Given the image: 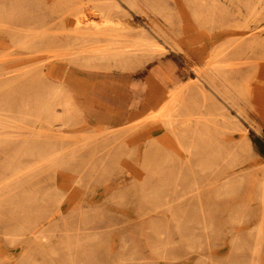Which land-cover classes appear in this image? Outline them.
I'll return each mask as SVG.
<instances>
[{
  "label": "rangeland",
  "instance_id": "rangeland-1",
  "mask_svg": "<svg viewBox=\"0 0 264 264\" xmlns=\"http://www.w3.org/2000/svg\"><path fill=\"white\" fill-rule=\"evenodd\" d=\"M86 1L80 8L71 0L28 7L23 34L13 28L12 39L4 41L11 48L6 59L14 60L4 77L40 81L43 99L26 96L24 107L14 111L0 106L1 118L7 113L23 127L0 130V206H11L1 199L31 198L37 191L41 206L46 189L75 191L57 195L55 203L103 225L85 231L67 264L86 259L87 236L101 244L124 234L129 239L116 240L107 264H264V0L123 1L106 16ZM116 45L126 54L108 56L106 49ZM189 52L196 56L192 68ZM160 59L172 62L176 77H169L168 92L154 99L152 89V105L125 122L104 120L108 112L91 99L89 74L136 76ZM211 67L223 72L212 74ZM71 69L77 83L64 79ZM198 72L208 83L188 105L186 91ZM2 87L0 82V92ZM17 139L39 145L38 159L4 147ZM230 139L236 144L227 149ZM65 155L62 166L49 163ZM44 178L51 180L48 186H35ZM74 195L82 201L70 204ZM7 213L0 228L9 219L21 226L0 232V257L29 264L35 245L21 242L38 230L43 234V227L27 222L35 211ZM121 214L127 223L114 224L111 218ZM66 220L61 218L62 227ZM67 231L66 237L82 232L81 225ZM71 246L66 243L61 253L70 255ZM117 251L124 252L122 260L115 261Z\"/></svg>",
  "mask_w": 264,
  "mask_h": 264
},
{
  "label": "bare ground",
  "instance_id": "bare-ground-1",
  "mask_svg": "<svg viewBox=\"0 0 264 264\" xmlns=\"http://www.w3.org/2000/svg\"><path fill=\"white\" fill-rule=\"evenodd\" d=\"M58 1L59 0H0V35H2V37L4 36V40L0 41V72H2L0 74V77H2V78H0V82L4 83V87H2L1 92H0V106H1V109H3V111H5V112L14 111L16 109H20V108L24 107L23 106V104H24L23 98L25 99L26 96L30 97V95H31L33 98L36 99V103L42 102L40 100L43 99V91H41L43 87L41 86L40 81H37V80L30 81L29 79H26V78L23 79L22 78L19 80V83H17V82H14L13 79L10 78L9 76L4 77V74L6 72H4L3 69H7L8 64L9 63L12 64L14 61V60L9 61L6 59L7 56L10 55V52L7 53V51H9L11 48L4 41H7L8 39L9 40L12 39L11 38V37H13L12 33L15 31L13 28H17L18 32L20 31L19 35L23 34V27L25 24H27V21L29 19V15L26 13L25 9H27L28 7H33V8L34 7L35 8L43 7V8H45V7H49L50 4H56ZM81 1L82 0H71V4L75 7L80 8V7H82ZM91 1H86V3L89 2L91 4V7H93V9L97 10L101 15L106 16V14L108 12H110L108 15L113 14V13H111V9L120 10L121 6L119 3L123 4V1L129 2V3L130 2L134 3L137 0H91ZM83 2H85V0H83ZM78 16H80V15H78ZM78 16H76V17L79 20L77 18L76 19L80 22L81 20H80V17H78ZM76 19H74V20H76ZM82 22H81V24H82ZM104 22H106V21H104ZM109 22H110V20L107 21L106 23L108 24ZM102 24H104V23H102ZM75 25L76 24L74 23V27L77 28ZM100 26H102V25H100ZM100 26H99V28H101ZM78 29H79V27H78ZM20 44H22V42ZM237 44H239V43H237ZM139 46H143V44H141ZM3 47H7L6 55H4V56H3V54H1ZM123 47L124 46H117V45L113 46L111 48L106 49L107 50L106 53L108 56L111 55V56H115V57L117 55H119V56L124 55V54H126L125 53L126 50H124ZM121 48H122L123 52L119 51ZM193 56H195L194 53H191V52L188 53V57H189L188 58V67H191L190 66L191 60L192 61L195 60L196 56L195 57H193ZM259 68L257 70H260ZM262 68H263V66H262ZM210 72L212 74H220L223 71L217 69L216 67H211ZM255 72H254V74H255ZM187 74H188V76L190 75L189 72H187ZM196 76H197L196 80H191V82H189L192 84V86L187 88V91H186V95H187L186 98L188 99V101H187L188 105H190V103L192 102V101L190 102L189 98L195 97V96H193L194 91H196L200 87L201 84H207L208 83L203 78V76L200 74V72H198ZM85 78L86 77H82L79 79L82 81V83H84V82H87V80H88V79L86 80ZM173 78H176V77L174 76ZM64 79L68 83L69 82L70 83L71 82L72 83L78 82L77 75L74 73V71L72 69L66 71ZM31 83L33 85L32 87H30ZM261 84H262V82H261ZM255 86H256V83H255ZM30 88H32L34 90V91H32V93H30V91H29ZM211 89L213 90V87H211ZM82 91H85V90L82 89ZM206 92H208V91H206ZM202 94H204V93L202 92L201 95ZM207 96H209V95H207ZM207 96H205V97H207ZM246 101H248V100H246ZM215 102H214V104H215ZM203 103H209V106H211L210 102H203ZM45 104H46V102H45ZM212 106H211V108H213ZM220 107H219V109H220ZM205 109H206V105H205L204 110ZM216 109H218V108L216 107ZM208 110H209V108H208ZM214 111H216V110H214ZM240 112H241V110H240ZM15 118L16 117L9 116V115H7V113H5V117H3V118L0 117V121H1L0 122V130L21 131L23 129V127L14 123ZM250 120H252V119H250ZM231 125H232V122H231ZM241 126L242 125H240V130L242 128ZM221 127H223V126H220L218 128V130L220 129V132H221ZM230 127H232V126H229V130H230ZM258 127L260 128L261 125H259ZM237 128H239V126ZM232 130H234V129H232ZM238 130L239 129H237L236 131H238ZM230 132H232V131H230ZM239 132L243 134V132H241V131H239ZM233 133H235V130L233 131ZM245 133H246L245 138H249L250 136L247 134L248 132L246 131ZM27 136H33V137H39V138L42 137V135H40V134H33V135L28 134ZM248 140L254 144L252 137ZM3 144H4L5 148H8L10 150L21 148L23 151L26 152V154H27L26 158L29 157L33 160L38 159L39 152L40 153L42 152V149H41V147H39V145L34 144V143H30L26 139L4 141ZM233 144L235 145L236 142H234L233 139H230L228 141L227 149H231ZM33 146H36V147L34 149H32ZM189 149H190V147H189ZM44 151L46 152L47 149H44ZM66 157H67V155L63 156V158L60 160L51 159L49 161V163L56 164V165H58L56 167H59L60 164L65 160ZM61 166H62V164H61ZM93 168H97V166H93ZM81 169H82V166H80V170ZM187 178L190 180V175H188ZM191 178H192V175H191ZM50 181H51L50 179L44 178L40 182L36 181L35 186H39L42 184H44L45 186H48L50 184L49 183ZM145 193H146V191H145ZM59 194H77V193L75 191H71V190L67 191L66 189H62V190H53V189L48 190V189H46L45 195H46V201L47 202L45 205H41V206L39 205L40 204L39 201H41L43 199H41L39 191H37L34 194L35 196H33L31 198L26 197V199H22V197H24L25 195H22V197H21V195L19 194L20 195L19 198L1 199L3 201H10L9 203L11 206H6V207L0 206L1 207L0 208V218L7 217V215H8L7 212H10L11 210L35 211L36 214H33V216H32L35 218L28 220L27 222L29 224L31 223V224H35L36 226H40V227L42 226L43 227V229H42V231H44L43 234L40 232V230H38L37 232H35V234L31 235V237L28 240H26V242H24V241L21 242V247H24L25 245L27 246L29 243L30 244L32 243L35 245L36 251H35V254L32 257V259H28L29 264H67V259L69 257H73V255L75 254V253H73V249H74V251H76L79 248L78 240L80 238H82V235L85 233V231H87V230L94 231L103 225V223L101 221H96L95 219H91L88 215H84L82 213H78V212H75L73 210H64L62 206L57 205L55 203V198L57 199L58 198L57 195H59ZM67 199H68V202L70 204H72V202L82 201V197L80 195H74L71 198H67ZM21 203H23V204H21ZM47 212H51V213H47ZM44 213H45V215H44ZM101 214H103V213H101ZM58 215H59V218L57 217ZM61 218L65 219V220L67 218L69 219V221H68V219L66 220L69 223L68 225L67 224L65 225L66 227H62ZM112 219H113L114 224H118L120 222L121 223L122 222L127 223V221L129 220V217L127 215L121 214V215L113 216L111 218V220ZM6 221H7V219H6ZM20 224L21 223L16 222V221H12L9 219V221L5 222L3 227L0 228V232H3L4 230H7V229H12V228L17 229L18 227L21 226ZM75 225H81L82 232H78V233L74 232L69 237L64 236L68 232L67 229L68 230L73 229ZM45 232L47 234H45ZM129 237H130V235L124 234L121 237H118L116 239L115 238H112V239L108 238V241L102 240L101 244H94V242L96 241V239H98V237L95 235L87 236L85 239H86L88 244H91V246L86 248V255H84V258H86V259H80V263L81 264L82 263L83 264H107L105 262V259H106L107 255L113 251L112 248H114V243H116V240L124 242V241H127L129 239ZM66 243H69V247L71 246V244H73L71 246L72 252L68 256L65 255L64 253H61V248H63V246H65ZM41 251H43V254H41ZM132 254H137V251L136 250L132 251ZM123 255H124V252H122V251L115 252V255H114L116 257L115 261L122 260ZM0 264H20V261H17L14 259L8 260L5 258L1 259V257H0Z\"/></svg>",
  "mask_w": 264,
  "mask_h": 264
},
{
  "label": "crops",
  "instance_id": "crops-1",
  "mask_svg": "<svg viewBox=\"0 0 264 264\" xmlns=\"http://www.w3.org/2000/svg\"><path fill=\"white\" fill-rule=\"evenodd\" d=\"M137 73L136 76L126 73L89 74L87 78L93 85L91 99L108 112L104 120L125 122L139 115L144 107L152 105V100L148 104L152 89L156 99L157 92L159 95L166 94L172 85L169 77H173V65L168 59L148 63Z\"/></svg>",
  "mask_w": 264,
  "mask_h": 264
}]
</instances>
